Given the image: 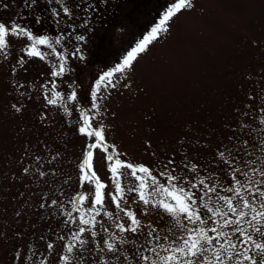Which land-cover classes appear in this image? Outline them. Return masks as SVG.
<instances>
[{
    "label": "rangeland",
    "instance_id": "obj_1",
    "mask_svg": "<svg viewBox=\"0 0 264 264\" xmlns=\"http://www.w3.org/2000/svg\"><path fill=\"white\" fill-rule=\"evenodd\" d=\"M0 264H264V0H0Z\"/></svg>",
    "mask_w": 264,
    "mask_h": 264
}]
</instances>
